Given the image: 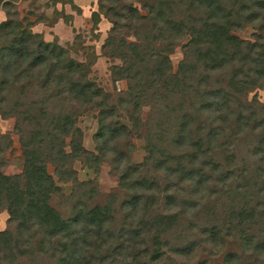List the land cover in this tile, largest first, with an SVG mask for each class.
I'll list each match as a JSON object with an SVG mask.
<instances>
[{
  "label": "trees",
  "instance_id": "16d2710c",
  "mask_svg": "<svg viewBox=\"0 0 264 264\" xmlns=\"http://www.w3.org/2000/svg\"><path fill=\"white\" fill-rule=\"evenodd\" d=\"M144 7L134 30L143 52L154 55L127 67V90L116 102L146 143L133 173L119 169L130 149L121 150L122 126L107 113L98 120L95 153L79 140L64 150L79 131L64 108L51 105L67 91L86 96L89 85L79 72L50 81L40 67L49 56L30 46L21 52L29 59L14 64L9 44L20 33L2 31L0 111L16 120L24 167L19 175L0 172V212L10 218L0 232V264H192L225 242L223 264H264V103L247 97L264 89V0H152ZM245 27L255 29L253 42L236 36ZM182 34L189 40L172 74L168 55ZM36 82L44 97L27 103L24 89ZM142 106L151 109L145 122ZM10 144L0 136V165ZM79 160L94 170L109 163L121 174L118 191L100 195L96 183L77 182ZM48 165L59 182L75 184L69 201L58 196Z\"/></svg>",
  "mask_w": 264,
  "mask_h": 264
},
{
  "label": "rangeland",
  "instance_id": "374dc122",
  "mask_svg": "<svg viewBox=\"0 0 264 264\" xmlns=\"http://www.w3.org/2000/svg\"><path fill=\"white\" fill-rule=\"evenodd\" d=\"M149 2L152 3V0H0V46L8 43L2 39L5 27L20 33V38L11 39L13 42L9 44L16 52L14 64L29 59L30 56H24L21 52L22 47L30 46L35 52L49 56L48 60L41 62L40 67L43 65L50 81L54 82L58 75L69 77L79 72L83 83L89 85L86 96L73 95L67 91L60 101L56 100L51 105L57 109L64 108L72 116L74 127L79 131L65 139L64 150L70 152V143L79 140L85 151L95 153L94 137L99 128L98 120L102 113H107L111 121L117 119L122 126L121 150L124 152L130 149V155L119 167L123 172L126 169L133 173L147 156L143 135L133 130L128 117L116 102L127 90V82L122 79L127 67L144 65L154 55L151 51L143 52V46L134 30V26L140 27L138 17L147 16L144 5H149ZM255 32V29L245 27L235 34L242 40L253 42ZM188 40L187 35H179L177 45L168 55L172 74L177 72L183 59V46ZM116 46L119 48L116 49ZM41 83L30 84L24 89L27 103L43 99ZM147 86H150L149 82ZM154 91L153 85L147 94L150 96ZM247 97L264 103V89L256 88ZM98 105L107 108L104 110ZM150 113V106H142L140 120L145 122ZM15 124V118H5L0 111V136L7 135L11 142L3 154L4 162L0 165V172L8 176L19 175L24 167ZM247 147H243L244 154L241 157H246ZM239 150L235 148V153ZM73 169L77 182L96 183L100 195L118 191L121 174H115L109 163L103 162L98 170H94L79 160L74 162ZM47 171L59 187L58 196L67 200L75 184L59 182L50 165ZM58 196H51V203L55 207L62 201ZM9 223L8 212L1 211L0 232L5 231ZM229 249L225 242L221 252L214 249L210 253L207 249L200 251L198 259H193L192 264H223L224 255Z\"/></svg>",
  "mask_w": 264,
  "mask_h": 264
}]
</instances>
